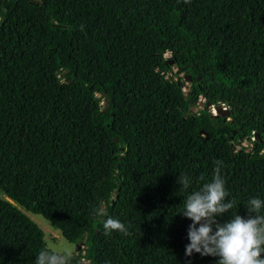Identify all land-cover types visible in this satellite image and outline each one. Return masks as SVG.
<instances>
[{
  "label": "trees",
  "instance_id": "1",
  "mask_svg": "<svg viewBox=\"0 0 264 264\" xmlns=\"http://www.w3.org/2000/svg\"><path fill=\"white\" fill-rule=\"evenodd\" d=\"M215 161L236 201L217 219L247 218L264 200V0H0V264L47 247L29 215L83 245L71 264H217L186 256L180 215ZM109 217L127 234L105 235Z\"/></svg>",
  "mask_w": 264,
  "mask_h": 264
},
{
  "label": "clouds",
  "instance_id": "2",
  "mask_svg": "<svg viewBox=\"0 0 264 264\" xmlns=\"http://www.w3.org/2000/svg\"><path fill=\"white\" fill-rule=\"evenodd\" d=\"M214 165L211 180L188 194L182 203L180 215L192 221L188 228L190 243L185 246L186 256L198 253L203 257H216L217 264H264V200L258 197L248 200L247 218L233 214L227 222H219L217 218L229 213L236 201L227 199L229 193L221 175L223 162L215 161ZM200 179L205 178L201 176ZM177 182L184 190L192 184L187 174L179 175ZM92 213L94 218L104 217L107 213L103 202L93 208ZM103 230L105 235L117 231L127 234L125 225L111 217L103 221ZM34 264H71V253L42 247Z\"/></svg>",
  "mask_w": 264,
  "mask_h": 264
},
{
  "label": "rangeland",
  "instance_id": "3",
  "mask_svg": "<svg viewBox=\"0 0 264 264\" xmlns=\"http://www.w3.org/2000/svg\"><path fill=\"white\" fill-rule=\"evenodd\" d=\"M166 59H171V55L169 53H166L164 55ZM174 78L175 80L183 83V92L185 95H190L192 97V100L190 101V109L189 113H196L197 111L203 109V103H204V98L202 96L194 98L195 94L193 93L192 90V83L191 81H186L185 79V73L184 71H178L175 67H172V72L167 75V78ZM221 108H225L222 107ZM210 108L211 112L215 115V109L214 107H208ZM253 141V139H252ZM241 147L245 148L246 150H249L252 147L251 142H243L240 145L236 146V149H240ZM30 218L35 221L40 228L44 231V239L46 242V245L48 248L55 250V251H65L67 250L71 255L74 253H79L82 249H78L77 244H72L67 242L60 234L59 231L53 229L43 218L39 216H32L29 215Z\"/></svg>",
  "mask_w": 264,
  "mask_h": 264
},
{
  "label": "water",
  "instance_id": "4",
  "mask_svg": "<svg viewBox=\"0 0 264 264\" xmlns=\"http://www.w3.org/2000/svg\"><path fill=\"white\" fill-rule=\"evenodd\" d=\"M169 63L170 64H173V62L170 60L169 61ZM186 81H190L191 80V78L189 77V76H187L186 78ZM207 107H210V105L209 104H207ZM214 109H215V115L216 116H222V117H225V116H227L228 115V112H227V110L226 109H222L221 108V106H217V107H214ZM233 134L235 135V132H233ZM257 136H258V134H256ZM115 141H117V140H115ZM11 202V201H10ZM11 203H13V202H11Z\"/></svg>",
  "mask_w": 264,
  "mask_h": 264
},
{
  "label": "bare ground",
  "instance_id": "5",
  "mask_svg": "<svg viewBox=\"0 0 264 264\" xmlns=\"http://www.w3.org/2000/svg\"><path fill=\"white\" fill-rule=\"evenodd\" d=\"M82 246H83V245H79L77 250L81 249V248H82Z\"/></svg>",
  "mask_w": 264,
  "mask_h": 264
},
{
  "label": "built area",
  "instance_id": "6",
  "mask_svg": "<svg viewBox=\"0 0 264 264\" xmlns=\"http://www.w3.org/2000/svg\"><path fill=\"white\" fill-rule=\"evenodd\" d=\"M222 107H224V106H222ZM223 109H226V108H223Z\"/></svg>",
  "mask_w": 264,
  "mask_h": 264
}]
</instances>
